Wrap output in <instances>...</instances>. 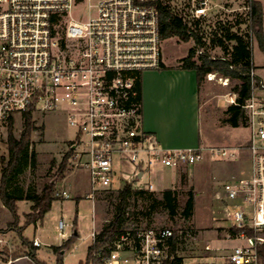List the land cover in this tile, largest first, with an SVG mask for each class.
Returning a JSON list of instances; mask_svg holds the SVG:
<instances>
[{"label": "built area", "instance_id": "2783aa9c", "mask_svg": "<svg viewBox=\"0 0 264 264\" xmlns=\"http://www.w3.org/2000/svg\"><path fill=\"white\" fill-rule=\"evenodd\" d=\"M156 0H0V124L22 120V114L60 111L77 135L69 140L71 160L88 173L93 198L99 190H117L141 180L159 165H194L249 154L247 170L222 185L229 227L227 237L243 238L222 256L224 264H264V79L251 70V93L242 107L250 136L246 144L164 148L142 125L136 83L148 69L162 64L160 14ZM86 6L88 17L74 16ZM208 0H197L192 15H207ZM94 13H90L91 10ZM217 72L206 73L213 80ZM222 85L227 77L218 76ZM235 103V94L228 95ZM115 181L119 183L117 187ZM121 184V185H120ZM133 185V184H132ZM152 189V183L141 188ZM68 196L63 190L61 196ZM66 222L58 221L64 234ZM228 227V228H229ZM252 229L256 235H249ZM98 229L91 232L96 242ZM169 227L127 229L84 264H165L173 257ZM33 244L39 245L37 239ZM204 249H211L205 244ZM94 255V254H93Z\"/></svg>", "mask_w": 264, "mask_h": 264}, {"label": "rangeland", "instance_id": "374dc122", "mask_svg": "<svg viewBox=\"0 0 264 264\" xmlns=\"http://www.w3.org/2000/svg\"><path fill=\"white\" fill-rule=\"evenodd\" d=\"M97 0H92L95 3ZM171 4L181 6L182 0H170ZM197 0H192L193 6ZM207 16L219 18L236 12L244 11V0H208ZM90 13H94L92 9ZM72 14L82 15L86 19L89 15L87 7L73 8ZM190 43L178 41L175 38L162 40V56L172 65L177 64L178 59L186 54ZM211 56L220 55L215 48L210 50ZM252 55L259 73L264 75V51H261L255 39H252ZM217 73L213 80H209L211 100L202 109V120L205 129L213 135L219 126H229L222 122L224 110L227 107L228 95L231 87L236 82L229 81L222 85ZM257 77V76H256ZM264 79V77H257ZM204 80H208L205 76ZM226 106V107H225ZM224 107V108H223ZM33 118L35 124L43 125L33 135V148L36 152V165L34 168L26 167L19 175L18 182L24 188L33 186L39 190L44 182L55 183V190L60 194L65 190L68 196L52 201L50 209L44 214L41 221L29 224L22 231L23 235L39 241L37 256L47 264H56V254L53 246L61 244L73 231L77 233L76 240L63 254L62 264H84L87 247L92 242L91 232L99 229L105 218H109L111 207L105 199L103 190L96 191L93 198L86 196L90 191L87 171L76 165L70 159L69 169L63 178H55L52 174L56 170L63 153L69 147V140L77 135L76 128L70 126L60 111H46L36 113ZM13 132L16 136L21 131V120L13 121ZM227 128V127H226ZM7 125L0 124V155L7 154L6 148ZM250 129L246 126L223 129L220 138L225 146L238 147L235 142L249 139ZM246 144L245 142L242 145ZM239 156L232 159H213L208 154L194 165H182L172 174L171 169L156 165L145 170L141 180L132 183L133 187L141 188L147 183H152V189L156 196L161 195L164 188L177 189L178 212L173 218L165 212L153 214L150 226L169 227L179 231L181 242L176 255L182 257L183 264L205 262L206 264H224L222 256L230 248L239 244H248L249 241L241 238L227 237V229L230 225L225 216V201L222 185L228 178L243 174L248 168L249 154L244 147H240ZM116 186L119 183L115 181ZM121 185V184H120ZM143 188V187H142ZM192 189L194 194L193 213L189 218H183L180 210L187 197V191ZM17 213L19 218L14 221L9 210L3 206L0 200V263L13 257L15 253H22L25 249L17 233L19 226L24 221V213L29 211L31 202L18 200ZM140 205L138 204L137 208ZM66 222L64 234L59 233L58 221ZM138 225L144 227L146 219L139 214ZM264 235V233H257ZM209 244L211 249H204ZM25 264H34L25 263ZM130 264V263H128Z\"/></svg>", "mask_w": 264, "mask_h": 264}, {"label": "trees", "instance_id": "16d2710c", "mask_svg": "<svg viewBox=\"0 0 264 264\" xmlns=\"http://www.w3.org/2000/svg\"><path fill=\"white\" fill-rule=\"evenodd\" d=\"M192 0H182L181 6L171 4L170 0H156L155 6L159 10V36L162 40L175 38L178 41L190 43L186 54L178 59L177 64L169 66L180 69H193L196 73L197 83L201 84L206 73L217 72L227 77L229 81L236 82L231 87L235 94V103H230L225 108L222 122L232 126H246V116L242 107L244 101L251 93V70L256 66L252 61V39H255L261 51H264V29H262L261 3L258 0H244V11L219 18H210L207 15H192ZM217 48L220 55L211 56L210 50ZM161 67H166L163 62ZM138 94L135 100L141 101L140 82L136 83ZM13 120L7 124L6 148L7 154L0 155V200L6 207L13 220L17 221L18 200L31 202L28 212L24 213V221L19 226L17 233L24 244L22 253H15L12 258L26 255L34 264H47L37 256L38 245L33 244L23 235V230L29 224L40 222L44 214L50 209L52 201L63 198L55 190V183L44 182L37 191L33 186L24 188L19 184V175L26 167L34 168L36 165V152L33 148V133L42 129L43 125L35 124V119L30 111L22 114L21 131L18 136L13 132ZM72 148L69 146L63 153L59 164L52 174L55 178H63L69 169ZM105 199L111 210L109 218H105L100 225L96 242L87 247L84 261L97 258L99 253H107V244L111 243L127 229L138 227L139 214L146 219V227L150 226L153 214L165 212L171 218L178 212L177 189L164 188L160 196H156L153 190L135 188L131 183L125 182L117 190H103ZM138 204L140 205L137 208ZM194 194L190 188L187 197L180 210L183 218H189L193 213ZM173 235L170 238V249L173 257L165 264H183L182 257L176 255L182 240L177 229L172 228ZM231 234L240 229L229 227ZM249 235H256L252 229H245ZM264 233V231H262ZM77 233L73 231L61 244L53 246L56 254V264H62L63 252L76 240ZM261 258L264 259V244L259 246ZM94 254V255H93ZM193 264H206L195 262Z\"/></svg>", "mask_w": 264, "mask_h": 264}, {"label": "crops", "instance_id": "0c3cea01", "mask_svg": "<svg viewBox=\"0 0 264 264\" xmlns=\"http://www.w3.org/2000/svg\"><path fill=\"white\" fill-rule=\"evenodd\" d=\"M258 1L264 11V0ZM262 29H264V17H262ZM252 61L255 65L253 55ZM162 62L166 67L148 69L141 74L140 94L144 129L154 133L164 148L224 145V141L220 138V131L228 127H236L219 126L218 132L213 135V129L209 133L202 120V109L211 100L209 80H203L201 84H198L193 69L169 67L172 63L163 56ZM254 74L257 77H264L259 73L258 68L254 69ZM247 141L245 139L235 142L234 145L239 146ZM169 169L172 174L174 173L175 178L174 168ZM25 263H32V261L23 255L8 258L0 264Z\"/></svg>", "mask_w": 264, "mask_h": 264}]
</instances>
